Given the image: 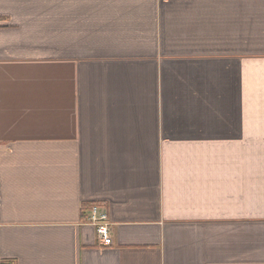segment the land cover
Masks as SVG:
<instances>
[{"label":"crops","instance_id":"obj_1","mask_svg":"<svg viewBox=\"0 0 264 264\" xmlns=\"http://www.w3.org/2000/svg\"><path fill=\"white\" fill-rule=\"evenodd\" d=\"M0 264H264V0H0Z\"/></svg>","mask_w":264,"mask_h":264},{"label":"built area","instance_id":"obj_2","mask_svg":"<svg viewBox=\"0 0 264 264\" xmlns=\"http://www.w3.org/2000/svg\"><path fill=\"white\" fill-rule=\"evenodd\" d=\"M86 222L95 228L97 236L103 245L109 246L111 244L109 236L110 223L106 213L102 212L97 205L89 207Z\"/></svg>","mask_w":264,"mask_h":264}]
</instances>
